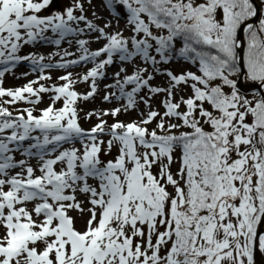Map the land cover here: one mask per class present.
<instances>
[{
  "label": "snow or ice",
  "instance_id": "obj_1",
  "mask_svg": "<svg viewBox=\"0 0 264 264\" xmlns=\"http://www.w3.org/2000/svg\"><path fill=\"white\" fill-rule=\"evenodd\" d=\"M262 262L264 0H0V264Z\"/></svg>",
  "mask_w": 264,
  "mask_h": 264
},
{
  "label": "rangeland",
  "instance_id": "obj_2",
  "mask_svg": "<svg viewBox=\"0 0 264 264\" xmlns=\"http://www.w3.org/2000/svg\"><path fill=\"white\" fill-rule=\"evenodd\" d=\"M65 2H66V0H65ZM121 27H123L122 24H121ZM126 35H127V33H126ZM98 46L99 45H95L94 44L93 45V48L98 47ZM54 50H55L54 49V46H46V47H43V48H40L39 49V51L42 52V53H44V54H47L48 52L54 51ZM173 67H174V70H177V71L179 70L176 66H173ZM26 70H28L27 65L18 67V69L16 70L17 71V75H19L21 72H24ZM84 70H80L78 72H83ZM114 71H116V69L114 67L113 68H110L108 70V75H110L109 78H111V76H112V74H113ZM60 74H62V71H56V70H53L52 71V75H53L54 78L56 76L60 75ZM33 78H34V76H29L28 77V79H33ZM107 82H111V79H109ZM157 82H160V81L158 80ZM23 83H26V80H24V79L16 80V79H13L11 76H9L6 79L5 86L6 87H14V86L22 85ZM87 89H88V85L87 84H81V85H78L77 86V90L80 91V92H85V91H87ZM102 95H103V92L100 93V95L97 96L94 101H88V102L82 103L81 104V107L85 111H89V110H92L94 108H101V107H103V108H109V107H114L115 106V105H109V104L102 103V101H101ZM158 101H159V98H156V100L154 101V104H156L157 106H158ZM47 103H48V98H47V96H45L44 102L40 105V107L47 106ZM141 108H143V105H141ZM81 116H83V113H81ZM136 118H137V114L135 112H132V113H129V114H126V115H121L119 117V119L124 120V121H130V120H133V119H136ZM108 120H109V123L112 122V118L111 117H109ZM81 123H82V125L85 128H88V127H91V125L93 123H95V120L93 119L92 121H85V120L82 119L81 120ZM82 226H83V221L78 220L77 221V227H82Z\"/></svg>",
  "mask_w": 264,
  "mask_h": 264
},
{
  "label": "bare ground",
  "instance_id": "obj_3",
  "mask_svg": "<svg viewBox=\"0 0 264 264\" xmlns=\"http://www.w3.org/2000/svg\"><path fill=\"white\" fill-rule=\"evenodd\" d=\"M89 67H90V65H89ZM80 70H84V69H83V68H79V67L72 69V71H74V72H78V71H80ZM108 76H110V75H108ZM106 82H107V81H104V82H102V84H101V93L103 92V83H106ZM74 215H75V213H74Z\"/></svg>",
  "mask_w": 264,
  "mask_h": 264
},
{
  "label": "water",
  "instance_id": "obj_4",
  "mask_svg": "<svg viewBox=\"0 0 264 264\" xmlns=\"http://www.w3.org/2000/svg\"><path fill=\"white\" fill-rule=\"evenodd\" d=\"M262 264H264V262H262Z\"/></svg>",
  "mask_w": 264,
  "mask_h": 264
}]
</instances>
